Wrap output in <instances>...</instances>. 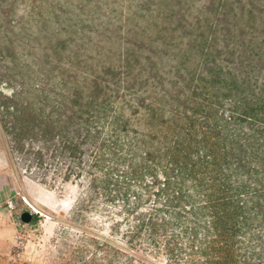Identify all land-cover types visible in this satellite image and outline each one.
Returning <instances> with one entry per match:
<instances>
[{
	"label": "trees",
	"instance_id": "obj_1",
	"mask_svg": "<svg viewBox=\"0 0 264 264\" xmlns=\"http://www.w3.org/2000/svg\"><path fill=\"white\" fill-rule=\"evenodd\" d=\"M58 1L0 0V146L78 184L85 264H264V0Z\"/></svg>",
	"mask_w": 264,
	"mask_h": 264
},
{
	"label": "rangeland",
	"instance_id": "obj_2",
	"mask_svg": "<svg viewBox=\"0 0 264 264\" xmlns=\"http://www.w3.org/2000/svg\"><path fill=\"white\" fill-rule=\"evenodd\" d=\"M53 1L40 3L39 0L38 9L31 12V0H17L10 13V17L18 21L14 32L24 27L29 35L36 36L54 30L57 22L53 16ZM79 1H58L66 4L62 20L81 18L76 8ZM99 1L105 5L116 3L125 16L131 9L142 16L144 11L137 10L136 4L158 0ZM130 4H133L131 8ZM80 193L78 184L72 182H41L22 176L10 165L0 146V264H85L89 251L96 252V243L89 242L84 233L87 222L71 221ZM11 201L15 208H10ZM32 205L37 207L38 213L33 211ZM26 210L33 212L29 223L21 219Z\"/></svg>",
	"mask_w": 264,
	"mask_h": 264
},
{
	"label": "water",
	"instance_id": "obj_3",
	"mask_svg": "<svg viewBox=\"0 0 264 264\" xmlns=\"http://www.w3.org/2000/svg\"><path fill=\"white\" fill-rule=\"evenodd\" d=\"M21 219H22V221H24L26 223L31 222L33 219V212L28 211V210L22 212Z\"/></svg>",
	"mask_w": 264,
	"mask_h": 264
},
{
	"label": "built area",
	"instance_id": "obj_4",
	"mask_svg": "<svg viewBox=\"0 0 264 264\" xmlns=\"http://www.w3.org/2000/svg\"><path fill=\"white\" fill-rule=\"evenodd\" d=\"M9 206H10V208H15V204H14V202L11 201V202L9 203ZM33 209H34V208H33ZM35 212L38 213L37 210H35Z\"/></svg>",
	"mask_w": 264,
	"mask_h": 264
},
{
	"label": "bare ground",
	"instance_id": "obj_5",
	"mask_svg": "<svg viewBox=\"0 0 264 264\" xmlns=\"http://www.w3.org/2000/svg\"><path fill=\"white\" fill-rule=\"evenodd\" d=\"M32 207L34 208V209H33V211H35V210H37V211H38L37 207H34L33 205H32Z\"/></svg>",
	"mask_w": 264,
	"mask_h": 264
}]
</instances>
